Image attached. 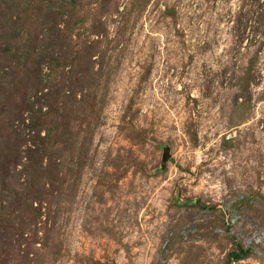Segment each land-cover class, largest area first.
I'll return each mask as SVG.
<instances>
[{
	"label": "rangeland",
	"instance_id": "1",
	"mask_svg": "<svg viewBox=\"0 0 264 264\" xmlns=\"http://www.w3.org/2000/svg\"><path fill=\"white\" fill-rule=\"evenodd\" d=\"M2 206L0 264H264V0H0Z\"/></svg>",
	"mask_w": 264,
	"mask_h": 264
},
{
	"label": "trees",
	"instance_id": "2",
	"mask_svg": "<svg viewBox=\"0 0 264 264\" xmlns=\"http://www.w3.org/2000/svg\"><path fill=\"white\" fill-rule=\"evenodd\" d=\"M27 45H29V42L27 43ZM31 46H33V43L31 42ZM11 56L14 58V59H19L20 57L22 56H18L17 54L13 55L11 54ZM16 57V58H15ZM59 57V56H58ZM60 58V57H59ZM54 60V57H49V60H48V68L51 70V67L54 66V64H52V61ZM52 64V65H51ZM3 191V190H1ZM5 212V207L2 206L0 207V215L3 213L4 214ZM236 250H230L227 255H226V263H228L229 261H233V260H238V259H242L243 257L246 256V254L248 253V249H243L241 248L239 245L236 246L235 248Z\"/></svg>",
	"mask_w": 264,
	"mask_h": 264
},
{
	"label": "water",
	"instance_id": "3",
	"mask_svg": "<svg viewBox=\"0 0 264 264\" xmlns=\"http://www.w3.org/2000/svg\"><path fill=\"white\" fill-rule=\"evenodd\" d=\"M168 157V152L167 150L165 149L162 156H161V161L164 162L166 160V158Z\"/></svg>",
	"mask_w": 264,
	"mask_h": 264
}]
</instances>
